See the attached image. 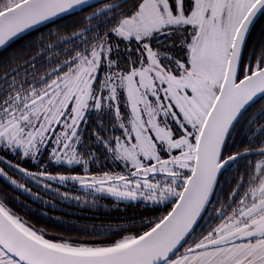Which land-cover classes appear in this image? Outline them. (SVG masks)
<instances>
[{
    "label": "snow or ice",
    "instance_id": "6c2138e0",
    "mask_svg": "<svg viewBox=\"0 0 264 264\" xmlns=\"http://www.w3.org/2000/svg\"><path fill=\"white\" fill-rule=\"evenodd\" d=\"M0 178V264H264V0H0Z\"/></svg>",
    "mask_w": 264,
    "mask_h": 264
},
{
    "label": "trees",
    "instance_id": "16d2710c",
    "mask_svg": "<svg viewBox=\"0 0 264 264\" xmlns=\"http://www.w3.org/2000/svg\"><path fill=\"white\" fill-rule=\"evenodd\" d=\"M63 190L71 191L72 188H64ZM23 199L28 200V197L24 196ZM45 211L50 214L43 218V222L46 224L59 226L63 223V220L55 219L59 217L68 221L74 219L79 222L78 226L80 227L91 225L93 223L99 224L106 222L108 219L121 214L117 202L112 198L100 200L96 207L86 204H77L75 202H58L56 209H53L51 205H49L45 208ZM58 230L63 229L58 227Z\"/></svg>",
    "mask_w": 264,
    "mask_h": 264
},
{
    "label": "flooded vegetation",
    "instance_id": "af4514ba",
    "mask_svg": "<svg viewBox=\"0 0 264 264\" xmlns=\"http://www.w3.org/2000/svg\"><path fill=\"white\" fill-rule=\"evenodd\" d=\"M4 183L3 179L0 178V185H2Z\"/></svg>",
    "mask_w": 264,
    "mask_h": 264
}]
</instances>
